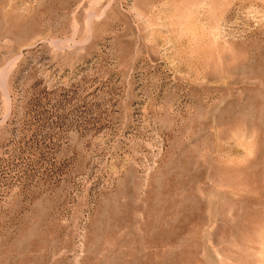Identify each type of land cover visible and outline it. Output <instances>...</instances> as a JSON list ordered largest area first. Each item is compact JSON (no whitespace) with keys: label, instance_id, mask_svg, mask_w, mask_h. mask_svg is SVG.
Listing matches in <instances>:
<instances>
[{"label":"rangeland","instance_id":"obj_1","mask_svg":"<svg viewBox=\"0 0 264 264\" xmlns=\"http://www.w3.org/2000/svg\"><path fill=\"white\" fill-rule=\"evenodd\" d=\"M0 264H264V0H0Z\"/></svg>","mask_w":264,"mask_h":264}]
</instances>
